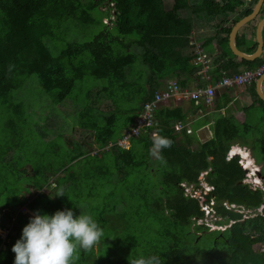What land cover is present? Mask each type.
<instances>
[{
  "label": "trees",
  "instance_id": "16d2710c",
  "mask_svg": "<svg viewBox=\"0 0 264 264\" xmlns=\"http://www.w3.org/2000/svg\"><path fill=\"white\" fill-rule=\"evenodd\" d=\"M102 5L113 11V21L108 25L115 28L117 36H110L112 27L106 24L107 30L90 41L69 42L58 54L51 52L55 33L66 22L64 20L72 18L77 24L92 25L91 12ZM236 5L235 0L195 3L189 0H0V101L12 102L17 95L10 94L32 81L26 79L31 76L55 104L70 97L77 81L84 77L105 80L104 85L96 86L94 100L102 91L114 100L112 91H116L117 97L127 102L125 109L118 114L89 117L88 112L94 110L90 106L93 99L89 90L86 96L90 103L83 105L77 116L78 125L93 130L94 143L104 148L119 137L114 129L118 118L127 116L119 126L121 131L134 127L136 116L131 114L135 108L131 106L134 102L138 104L137 115L141 106L151 102L155 92L162 88V80L173 77V81L183 87L206 84L196 75L200 67L192 61L199 47L205 54L203 47L209 45V39L198 44L193 38V16L203 14L208 20L216 15L226 16ZM181 11L186 14L181 15ZM251 11L252 8L248 9L245 15ZM219 33H222L220 29L216 35ZM223 33L225 37L219 45L227 44L230 28ZM255 47L256 43L247 52ZM230 56L239 61H225L222 54L209 58L210 67L215 66L207 73L212 80H219L222 75L232 77L238 74L240 67L253 69L264 63V54L251 61L232 53ZM137 62L140 68L134 67ZM246 87L256 88L254 83ZM254 94L256 107L264 110V101ZM70 99L75 101L73 97ZM187 105L194 110L198 108L193 102ZM181 106L172 104L153 111L151 118L153 124H157L153 129L156 137L170 141L168 147L157 149L154 162L151 156L156 138H150L148 131L141 132L137 138L131 137L127 150L112 146L101 152L112 157L115 177L108 170L97 172L94 166L100 162L93 156L85 157L84 164L89 165H84L86 168L80 166L70 171L71 166H68L54 170L53 174L58 171L67 174L73 187L78 181H92L89 189L93 193L87 197H94L95 203H90L88 214L103 229L99 247L78 250L73 264H132L140 257L151 255L158 256L161 264H264V207L257 212L264 206L263 191L253 190L243 183L245 172L237 157L226 161L227 151L236 141L244 144L240 130L246 124L238 126L232 118H218L213 138L192 149L189 144L193 135L184 134V139L178 141L173 129L174 124L180 126L176 122H185L187 114ZM7 108L26 125L20 105L7 104ZM261 120L264 122V111ZM9 125L14 131L15 124L10 121ZM260 172L264 177V167ZM201 174H204L203 179ZM130 177L131 184L127 183ZM61 182L66 179L55 180V189L48 192L55 195ZM202 182L213 190L205 192L200 185ZM36 186L39 192L42 186ZM185 186H192L190 195L185 193ZM73 194L72 191L67 196ZM51 195H31L27 204L23 200L15 209L16 218L12 223L17 232L8 235V240L2 241L0 237V264H13L12 246L31 217L18 209L25 205L31 213L40 210L48 214L61 210L60 204L64 202ZM210 200L220 219L213 223L224 225V230L208 231L203 224L193 222L204 219ZM84 204L79 200L65 207H72L78 215L86 211ZM232 206L252 215L245 218ZM203 231H207L204 235H209V241L204 250H200L198 243ZM139 246L141 251L137 250Z\"/></svg>",
  "mask_w": 264,
  "mask_h": 264
},
{
  "label": "rangeland",
  "instance_id": "374dc122",
  "mask_svg": "<svg viewBox=\"0 0 264 264\" xmlns=\"http://www.w3.org/2000/svg\"><path fill=\"white\" fill-rule=\"evenodd\" d=\"M198 1L199 0H189V3H195ZM185 14L184 11H181V15ZM91 17L94 22L92 25L88 26L77 24L72 18L64 20L66 22H64L59 28V31L55 33L56 41L53 43V45H55L51 48V52L53 54H58V52L69 42L82 43L90 41L98 33L107 30V26L109 28L112 27L111 25H108V20L111 18V11L105 5L93 10L91 12ZM193 21L195 24L193 28L194 35H192L193 38L196 41L209 39V20L205 18L203 14H198V16H193ZM109 34L110 36H117L114 27H112V31L109 32ZM120 38L127 39V37ZM203 49L209 55V45L203 47ZM138 64V62L135 63L134 67L137 66L140 68ZM26 79H30L33 82H25L24 85H21L17 90L10 94L12 95L14 93V95H17L12 99V102L9 100L7 101V104L20 105V113L23 118L26 119V125L21 123V120H19V116L16 113L7 108V104L0 101V237L2 241L5 239L8 240V238H6L8 235L12 236L17 232V230L13 228L12 223L16 218V214L14 215L15 209L22 204L23 200L25 201V204H27L30 201L29 198L31 195L42 193L50 196L56 187L55 180L60 181L62 178L66 179V182H61L56 190L57 192L58 190L63 189L65 195L54 197L55 199L64 202L60 204V208H65L66 205H70L73 201L80 200L83 204L85 201H88L89 203L84 204L86 211L82 212L88 213L91 204L95 203L94 197H87V194L93 193V190L89 189L92 187V184H90L92 181H78L77 186L73 187L72 181L67 179V174H62L60 171L53 174L54 170L67 168L68 166H71L70 171H74L80 166L86 168L84 166L87 165L84 164L85 157L93 156L98 157V161L100 162L94 166L96 167L97 172H106L108 170L115 177L116 170L112 157L102 154L101 152L108 151L112 146H118L121 148L118 144L119 141H121L131 129L130 126L128 129L121 131L119 126L124 122L127 116L118 118L114 129L116 135H119V137H117L115 143L108 142L104 148H98L93 141L94 131L82 128L78 125L80 122L79 118H77L78 113L81 111L83 105H88V103H90V98H87L86 96L87 91L89 90L91 92V98L93 99V103H91L90 106L94 109L88 112L89 117H95L97 115L107 116L113 113L118 114L120 112L119 110L125 109L124 106L127 105V102L119 99L116 95V91H112L115 101L104 91L98 95L97 100H94L96 95L95 92L98 89L96 86L104 85L106 83L105 80H95L92 77H84L77 81L70 97L61 103L55 104L50 101V97L44 93L33 76ZM167 79L173 80L175 78L168 77ZM72 97L75 101L70 99ZM137 106L138 104H136V102L131 106V108H135L131 115L134 117L136 116L133 126L137 124L136 118L139 116L143 108L142 105L140 111L136 115ZM200 109L202 111L201 113L197 112V110H190L189 114L186 115V123L179 122L183 127L191 126L192 132L190 127H186V130L191 132L190 134L186 133L184 128L179 132H175L178 141L184 139V134L193 135L191 136L193 140L189 144V147L192 149L197 147L199 143H204L209 140V138H203V132L206 130L199 131V133L196 134L195 128L199 125L197 122H194L196 121L195 119L197 118L200 120L205 117L206 109L201 106ZM263 111L264 110L260 107H254L247 110L245 113L248 114L249 117L245 123L246 125L242 126L240 130L242 138H244L242 143L248 148H246L247 152H249L251 158L253 157L254 159V163L251 162L252 166L250 167L247 165L249 160L246 159L242 153L235 151V147L230 152L232 155H239L243 159V162L245 161L244 168L247 170L248 174L246 173L244 175L245 178L243 183H249L250 187L257 185L262 190L264 189V179L256 174L251 176L250 173H252V171L257 172L261 170V167H264V122L261 120ZM10 121L15 124L16 128L14 131L9 128ZM199 124L203 125L202 121ZM148 131L150 138L155 139L150 127H147L142 131H131V134L133 135L131 137L137 138L138 134H141V132ZM198 138H200V140ZM121 149L127 150L124 148ZM156 154L157 148L156 146H152V162H154ZM226 161L229 160L226 158ZM254 164L257 167H255ZM252 167L254 168L252 169ZM132 181L133 179L130 177L127 183L131 184ZM48 182L49 186H47ZM36 185L42 186L39 192L36 190ZM205 186L206 185L204 184V187ZM72 191L74 194L71 197H68L67 194ZM127 200L130 201L129 196H127ZM97 201L100 200L97 199ZM201 201L202 199L199 197V203ZM209 206H212L211 203ZM18 212H21L24 215H33L25 205L18 209ZM216 220L220 219L217 218ZM211 221H213V219H210L209 215H205L202 221L193 220L195 225L203 224L208 228V231L214 230L213 228H210V225L208 226ZM224 228L225 226L223 225L216 230H224ZM21 233L22 229L19 237L21 236ZM200 233H202V237L198 243V248L204 250L209 241V235H204L207 231ZM99 245V242H97L94 249L98 248ZM4 248L5 247L2 246V249ZM255 248L259 249L258 246H255ZM137 250L141 251L142 247H137Z\"/></svg>",
  "mask_w": 264,
  "mask_h": 264
},
{
  "label": "clouds",
  "instance_id": "9594fccd",
  "mask_svg": "<svg viewBox=\"0 0 264 264\" xmlns=\"http://www.w3.org/2000/svg\"><path fill=\"white\" fill-rule=\"evenodd\" d=\"M110 11L111 18L108 22L113 21V11L112 9ZM156 125L149 126L152 129L153 136L156 138L154 141L156 148L163 149L168 147L170 141L167 138L156 137V132L153 130ZM186 127L188 126L183 128L186 129ZM174 131L179 132L180 130L176 131L174 129ZM226 158L230 160L228 157ZM212 190L213 187L209 185V192ZM64 195L63 189H60L55 195L51 196L60 197ZM210 203L213 205L212 200H210ZM215 217L212 206H209V218L213 219L209 225L211 226L210 228L216 230L221 227L213 223L217 219ZM102 235V227L91 214L80 211L77 215L72 207L56 210L52 214L35 210L29 218V222L22 228L21 236L12 246L11 251L15 254L13 264H73L78 250L91 249ZM132 264H161V260L158 256L151 255L140 257L134 260Z\"/></svg>",
  "mask_w": 264,
  "mask_h": 264
},
{
  "label": "crops",
  "instance_id": "0c3cea01",
  "mask_svg": "<svg viewBox=\"0 0 264 264\" xmlns=\"http://www.w3.org/2000/svg\"><path fill=\"white\" fill-rule=\"evenodd\" d=\"M235 1H236L237 5L234 7L232 12H227L226 16L216 15V17L209 20V55L203 49L205 54H207L209 56V58H214V57L218 56L219 54H222L224 56L223 59L225 61L228 59H231L233 61H239L237 58L235 59L234 57L230 56V53H232V52H231L230 47H229V35H228L227 44L219 45V41L225 37L223 30H225L227 28H230V30H231L232 26L237 21H239L243 17L247 16V15H245L246 11L248 9H251V8L253 9V7L255 6L256 3H255V0H235ZM256 2H257V0H256ZM262 18H264V2H263L261 9L259 11V15L256 16L254 20L247 22L246 24L241 26L235 34L234 45L240 52H242L246 55H252L255 52V50L257 48L256 30H257L258 23ZM218 29H220L222 31V33H219L218 35H216V31ZM263 36H264V25H263L262 30H261V40H262V52H261V54L262 55L264 54ZM203 41H205V40L203 39V40L198 41V44L203 43ZM254 43H256L255 49L252 52L248 53L247 50L252 48ZM262 55L259 57H262ZM259 57H257V58H259ZM211 67L214 68L215 66L212 64ZM211 67L209 65V70L211 69ZM242 69H245V68L240 67L239 72ZM221 74H223V73H221ZM161 82L164 85V84H167L169 82H173V80L164 79ZM254 84L256 87V82ZM245 87H241V88H237V89H231V90H226V89L217 90L215 93L214 104L212 106H209V108H206L205 115H204L205 117L200 119V120H198L196 118L195 119L196 121H194V122H197L199 125L195 128L196 134L199 133V131L206 130L203 132L204 133L203 138H209V139L213 138V135H214L213 127L215 125L216 119H218V118H225V117L226 118H232V119H234L235 123L238 126L245 125V123L247 122V119L249 117L248 114H246L245 112L249 109L256 107V104H258V102L255 99L256 97L254 94V92L256 93V88H252V87H246L245 88ZM261 87H262V91L264 93V81H263ZM253 89H254V92H253ZM181 104L183 105V106H181V108L183 109V111H185L186 114H189L190 110L195 111L193 109L194 107L193 108L188 107L187 103H181ZM177 105H180V104H177ZM163 106H172V104H164ZM201 121H202L203 125L199 124V123H201ZM188 127L191 128L190 125ZM198 139L200 140V138H198ZM237 144H238V146H237ZM240 145L245 146L238 141H236V145H234V146L239 147ZM232 148H234V147H232ZM247 154L251 158L250 154L249 153H247ZM251 160H252V163H254L253 157L251 158ZM254 166L257 167L255 164H254Z\"/></svg>",
  "mask_w": 264,
  "mask_h": 264
},
{
  "label": "built area",
  "instance_id": "2783aa9c",
  "mask_svg": "<svg viewBox=\"0 0 264 264\" xmlns=\"http://www.w3.org/2000/svg\"><path fill=\"white\" fill-rule=\"evenodd\" d=\"M196 62L200 66V72L202 74H205L209 72V58L202 52V50L198 49L197 55H196ZM261 69H258L254 74L247 73L242 76L234 77V78H221L219 81L215 83V86H209V78L208 77H202L206 81L205 87H200L195 89L194 91H191L187 88L180 87L174 82L167 83L166 88L162 92H158L154 95L153 100L151 101L154 104H159L162 101H179L181 99L191 100L193 101L194 105L196 106L198 101H205L208 99V97H212L214 90L216 88H220L223 86L231 85L232 83H244V82H250L254 76L260 75ZM151 102H147L143 104V108L139 116L136 118L137 124L134 125L128 132V136L122 138L121 141H119V146L124 149L127 148V144L129 143V138L133 136L131 134L132 132H136L137 130L142 131L146 129L147 127L153 125L150 122L151 116L153 111L157 108L155 105H153ZM212 100H209L206 104H200L199 106L206 108H209L211 106ZM198 106L196 109L197 112L201 113V109ZM180 124V123H179ZM183 128L182 124H180L179 127L174 128L176 131H179ZM186 133L190 134L191 132L189 130H186ZM211 214V213H210Z\"/></svg>",
  "mask_w": 264,
  "mask_h": 264
},
{
  "label": "bare ground",
  "instance_id": "6f19581e",
  "mask_svg": "<svg viewBox=\"0 0 264 264\" xmlns=\"http://www.w3.org/2000/svg\"><path fill=\"white\" fill-rule=\"evenodd\" d=\"M246 24V23H245ZM264 25V24H263ZM263 27V26H262ZM231 50V49H230ZM231 52H232V50H231ZM261 52H262V49H261ZM233 53V52H232ZM233 55H235L234 53H233ZM262 54L260 53L259 54V56H261ZM236 56V55H235ZM258 56V57H259ZM239 57V56H238ZM257 58V57H256ZM255 59V58H254ZM253 59V60H254ZM192 63L195 65V66H199L198 65V63L196 62V57H195V59L192 61ZM209 65H210V59H209ZM200 67V66H199ZM258 69H261V72H260V75H256V76H254L253 77V79L250 81V82H244V83H241V84H238V83H232L231 85H228V86H223V87H220V88H216L215 90H214V93H213V96L212 97H208V99L207 100H205V101H198L197 102V106H199L200 104H206L209 100H212V104H211V106L214 104V101H215V93H216V91L217 90H223V89H226V90H231V89H237V88H241V87H245V86H248V85H250V84H252V83H255L256 82V84H257V82L260 80V79H262V81H261V86H262V83H263V81H264V63L261 65V66H258V67H255V68H253V69H242V70H240V72L238 73V74H236V75H234V76H232V77H227V76H225V75H222L221 76V78H234V77H238V76H242V75H245V74H247V73H251V74H254ZM208 73V72H207ZM207 73H205V74H202L201 72H200V69H199V71H198V73H196V75H199L200 77H208L209 78V86H215V83L217 82V81H219V80H212L210 77H209V75L207 74ZM263 77V78H262ZM203 79V78H202ZM174 83H175V81H173ZM206 82V81H205ZM177 84V83H176ZM178 86H180V87H183V86H181V85H179V84H177ZM166 86H167V84H164L163 86H162V88L161 89H159V90H157L156 92H155V94L156 93H158V92H162L165 88H166ZM206 86V84L203 86V87H205ZM201 87V86H200ZM199 86L198 87H196V86H188V87H184V88H187V89H189V90H191V91H194L195 89H197V88H200ZM256 88L258 89V86H256ZM261 88V92L263 93V91H262V87H260ZM259 88V89H260ZM256 93H257V90H256ZM258 95V94H257ZM263 95H264V93H263ZM259 96V95H258ZM259 98H260V96H259ZM261 99V98H260ZM263 100V99H262ZM264 101V100H263ZM191 102H193V101H191V100H186V99H181V100H179V101H175V102H173V101H162V102H160L159 104H154V103H152L153 105H155L156 107H161V106H163L164 104H175V105H177V104H181V103H191ZM200 107V106H199ZM153 114V113H152ZM150 122H151V124H153V120H152V118L150 119ZM176 127H179V126H176ZM175 127V128H176ZM238 146V145H237ZM232 147H235V146H232ZM240 147V148H239ZM239 147H235V151H238V152H240V153H242L244 156H245V158L246 159H248L249 160V163L247 164V165H249L250 167L252 166L251 165V162H252V160H251V158L248 156V154L247 153H249V152H247V150H246V147H241V146H239ZM232 149L233 148H231L230 150H229V152H228V155H226V157H228L229 159H232V158H235V157H237L238 158V162H239V164H240V166L242 167V169L245 171V173H247L248 174V172H247V170L244 168L245 167V161L243 162V159L239 156V155H236V154H234L235 156H231L232 154H230V152L232 151ZM247 153H246V152ZM254 167H252V169H253ZM254 172L255 171H252V173H250L251 174V176L254 174ZM257 172H259L260 173V177L261 178H263L264 179V177H262L261 176V172H260V170L259 171H257ZM203 176H204V174H201L200 175V178L201 179H203ZM202 181V180H201ZM204 184L205 183H201L200 185L203 187V189H204V191L205 192H209V186L207 185V184H205L206 186L204 187ZM245 184H247V185H249V187H250V184L249 183H246L245 182ZM191 187L192 186H185V193L186 194H188V195H190L191 194ZM251 189H253V190H255V189H260L259 188V186H257V185H255V186H252V187H250ZM260 190H262V189H260ZM263 192H264V189L262 190ZM226 206V205H225ZM226 207H228V206H226ZM264 206H262L257 212H260L261 211V209L263 208ZM232 208L234 209V211H236V212H242L243 214H244V217L246 218L247 216L246 215H252L251 214V212H249V211H243V209L242 208H240V209H238L237 207H235V206H232ZM205 215H209V212H207ZM209 225V224H208Z\"/></svg>",
  "mask_w": 264,
  "mask_h": 264
},
{
  "label": "water",
  "instance_id": "95a60500",
  "mask_svg": "<svg viewBox=\"0 0 264 264\" xmlns=\"http://www.w3.org/2000/svg\"><path fill=\"white\" fill-rule=\"evenodd\" d=\"M264 0H257L255 6L253 7L252 11L250 14H248L247 16L243 17L242 19H240L239 21H237L231 28L230 33H229V47L232 50V52L236 55L239 56L243 59L246 60H253L254 58L258 57L259 54L261 53V49H262V40H261V30H262V26L264 24V18H262L257 26V30H256V35H257V48L255 50V52L252 55H246L242 52H240L234 45V38H235V34L238 31V29L243 26L245 23L250 22L252 20L255 19L256 16L259 15V11L261 9V6L263 4ZM261 81L262 79H260L256 86H258L257 90V94L260 96L261 99L264 100V95L261 92ZM260 88V89H259ZM257 176H260V173L257 172L256 173Z\"/></svg>",
  "mask_w": 264,
  "mask_h": 264
},
{
  "label": "flooded vegetation",
  "instance_id": "af4514ba",
  "mask_svg": "<svg viewBox=\"0 0 264 264\" xmlns=\"http://www.w3.org/2000/svg\"><path fill=\"white\" fill-rule=\"evenodd\" d=\"M262 176V175H261ZM263 177V176H262Z\"/></svg>",
  "mask_w": 264,
  "mask_h": 264
}]
</instances>
